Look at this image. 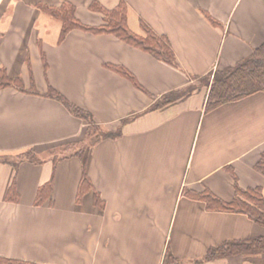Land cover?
I'll return each instance as SVG.
<instances>
[{
	"label": "crops",
	"instance_id": "0c3cea01",
	"mask_svg": "<svg viewBox=\"0 0 264 264\" xmlns=\"http://www.w3.org/2000/svg\"><path fill=\"white\" fill-rule=\"evenodd\" d=\"M64 2L90 25L104 21L92 3L125 2L130 29L144 33V21L167 37L176 64L109 32L73 28L61 39L62 21L44 6ZM0 33V66L23 85L0 87V256L39 264H169L170 255L179 264H253L242 255L203 260L210 248L262 235L264 226L243 212L211 209L189 191L224 201L234 199L236 185L264 194L255 167L264 152V91L206 110L210 87L194 84L264 43V0H0ZM189 86L183 100L151 109ZM50 87L122 133L97 142L85 159L54 162L48 151L81 139L88 122ZM29 149L39 160L15 165L13 155ZM84 168L92 186L78 201ZM14 179L19 197L8 199ZM50 181L51 198L36 204Z\"/></svg>",
	"mask_w": 264,
	"mask_h": 264
},
{
	"label": "trees",
	"instance_id": "16d2710c",
	"mask_svg": "<svg viewBox=\"0 0 264 264\" xmlns=\"http://www.w3.org/2000/svg\"><path fill=\"white\" fill-rule=\"evenodd\" d=\"M92 7L103 12V23L99 25H90L82 22L76 16V7L71 2H64L60 6H44L48 13L62 21L61 39H63L73 28H80L94 33L109 32L115 34L131 45L152 53L160 59L176 64L175 53L167 37L156 33L144 21H142L144 33L139 34L130 29L127 21L128 8L125 2H122L119 6L113 9H107L98 2L92 3ZM1 35L2 34L0 33V38ZM112 67L135 80L134 75L126 68L122 66ZM204 78L205 83L210 87L206 110H212L226 102L240 100L255 92L264 91V43L257 47L249 57L238 61L235 65L218 68L212 79H210V75L205 76ZM5 85H16L17 88L23 89L21 78L9 77L5 72V69L0 66V87ZM193 89L194 87L189 86L169 91L157 99L151 109L164 108L170 104L183 100L192 93ZM49 95L61 100L75 115L87 120L88 126L84 131V135H92V133L95 132L97 133V138L91 145L90 150L97 142L107 138H115L122 133L121 126L114 129L104 128L94 119L90 111L74 104L53 87L49 88ZM122 122L125 123L126 121L124 120ZM91 126H95L94 130H92ZM100 126L102 128H100ZM99 128L101 129L100 131H98ZM72 143L60 147L64 148L63 152H65V154H61L60 156L55 155V153L53 154L54 162L73 155L79 156L83 159L87 157L89 153L85 155L84 148L81 151L77 150L75 146H72ZM74 143H77V141ZM30 151L35 150L29 149L17 153L16 157L18 159L14 164L17 165L18 162L23 160H39L37 154L31 153ZM255 167L259 172L264 174V152L256 162ZM233 176L236 178L235 174H233ZM91 186V179L84 168L78 193V201L82 200L83 195L91 188ZM52 190V181L40 187L35 198V203L42 204L46 202L51 198ZM189 194L190 196L195 195L196 198L204 199L207 202V206L211 209L243 212L256 223L264 226V194L261 186L242 189L236 185V195L231 201H224L209 190H205L201 193L189 191ZM18 197L16 180L14 179L7 198L18 199ZM95 200L98 205L102 204V199L98 191H95ZM232 255H242L246 260L251 261L253 264H264V234L248 239L225 241L217 247L210 248L203 260H226L227 257ZM168 259L172 262L176 260L178 263V259L173 255H170ZM0 264L39 263L0 256Z\"/></svg>",
	"mask_w": 264,
	"mask_h": 264
},
{
	"label": "rangeland",
	"instance_id": "374dc122",
	"mask_svg": "<svg viewBox=\"0 0 264 264\" xmlns=\"http://www.w3.org/2000/svg\"><path fill=\"white\" fill-rule=\"evenodd\" d=\"M213 77L212 76H210V79H212ZM204 77L201 79V80H198V81H196V82H194V84L196 85L195 87L196 88H198V87H201V86H205L206 85V87H208L209 85H207L206 83H205V81H204ZM200 85V86H199ZM91 128H92V130H94V128H95V126H91ZM100 128H102L101 126H100ZM98 129V131H100L101 129ZM97 136V133L95 132V133H92V135H84L81 139H79L78 141H77V143H72L73 145L72 146H75V148L77 149V150H82L83 148H84V153H85V155H87L90 151V147H91V145L93 144V142L96 140V137ZM95 146V145H94ZM93 146V147H94ZM92 147V148H93ZM63 149L64 148H60V149H50L49 151H48V153L50 154V156L51 157H53L54 155V153H55V155H57V156H60L61 154H65V152H63ZM31 153H34L35 154V151H30ZM51 152V153H50ZM48 153H45V154H48ZM48 154V155H49ZM48 155H46V157L48 156ZM12 157V156H11ZM12 158H14L15 160H17L18 158L15 156V155H13V157ZM179 264L180 262L178 261V263H177V261L176 260H174L173 262L172 261H169V264Z\"/></svg>",
	"mask_w": 264,
	"mask_h": 264
}]
</instances>
